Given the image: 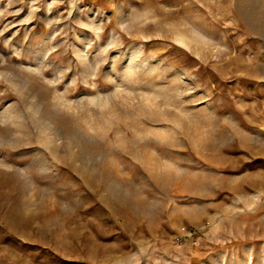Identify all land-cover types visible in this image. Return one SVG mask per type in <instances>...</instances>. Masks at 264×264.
<instances>
[{
	"label": "rangeland",
	"instance_id": "374dc122",
	"mask_svg": "<svg viewBox=\"0 0 264 264\" xmlns=\"http://www.w3.org/2000/svg\"><path fill=\"white\" fill-rule=\"evenodd\" d=\"M0 264H264V0H0Z\"/></svg>",
	"mask_w": 264,
	"mask_h": 264
},
{
	"label": "crops",
	"instance_id": "0c3cea01",
	"mask_svg": "<svg viewBox=\"0 0 264 264\" xmlns=\"http://www.w3.org/2000/svg\"><path fill=\"white\" fill-rule=\"evenodd\" d=\"M3 235L4 236H3L2 241H5L7 239V236H5L6 234H3ZM196 236H197V231L195 229H192V232L185 239V241L183 243H181L182 246L180 247L181 253L188 254L191 259H192V254L194 253V245H192V244H194V242H192V240L195 239ZM185 244H187V245H185ZM189 244H191V245L189 246ZM185 246H186L187 250L184 251L183 249H185Z\"/></svg>",
	"mask_w": 264,
	"mask_h": 264
},
{
	"label": "built area",
	"instance_id": "2783aa9c",
	"mask_svg": "<svg viewBox=\"0 0 264 264\" xmlns=\"http://www.w3.org/2000/svg\"><path fill=\"white\" fill-rule=\"evenodd\" d=\"M192 232V229L186 228V226H181L178 232L174 235V240L178 243H183L185 239L190 235ZM196 240L193 239L192 242H195Z\"/></svg>",
	"mask_w": 264,
	"mask_h": 264
}]
</instances>
